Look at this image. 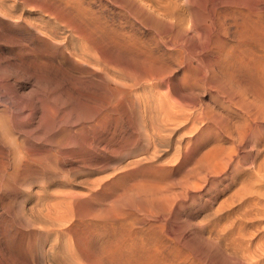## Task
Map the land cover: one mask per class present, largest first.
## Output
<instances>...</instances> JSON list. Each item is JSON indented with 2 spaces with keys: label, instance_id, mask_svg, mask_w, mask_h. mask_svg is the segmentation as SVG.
<instances>
[{
  "label": "rangeland",
  "instance_id": "rangeland-1",
  "mask_svg": "<svg viewBox=\"0 0 264 264\" xmlns=\"http://www.w3.org/2000/svg\"><path fill=\"white\" fill-rule=\"evenodd\" d=\"M30 1L0 16V264H264V0Z\"/></svg>",
  "mask_w": 264,
  "mask_h": 264
},
{
  "label": "bare ground",
  "instance_id": "bare-ground-1",
  "mask_svg": "<svg viewBox=\"0 0 264 264\" xmlns=\"http://www.w3.org/2000/svg\"><path fill=\"white\" fill-rule=\"evenodd\" d=\"M23 1H25V0H0V16H1V17H4V19H5V18H8V19H9L10 17L13 18L12 16H14V13H15V11H16V7L18 6V4H21V5H23V7H24L25 5H24L23 3L26 4V2H27V3H30V2H31L30 0H29L30 2H28V0H27L26 2H23ZM37 1H39V0H36V2H37ZM47 1H49V0H47ZM50 1H51V0H50ZM64 1H65V4H66L67 0H64ZM34 2H35V1H33V2H31V3H34ZM45 2H46V1H45ZM40 3H42V2L40 1ZM40 3L38 4L39 7H40V5H41ZM43 3H44V2H43ZM46 3L48 4V2H46ZM44 4H45V3H44ZM44 4H43V7L40 8V10L43 8V9H45V11L48 13L47 10L50 9V8H47V9L44 8V7H45ZM95 4H96V3H95ZM28 5H29V4H28ZM30 5H31V4H30ZM34 5H35V4H34ZM36 5H37V3H36ZM36 5H35V6H36ZM38 5H37L36 9H38ZM66 5H67V4H66ZM41 6H42V5H41ZM46 6H47V5H46ZM48 6H49V5H48ZM48 6H47V7H48ZM19 7H20V6H19ZM23 7H20L18 10H22ZM25 7H26V6H25ZM27 7H28V6H27ZM50 7H51V6H50ZM30 8H31V7H30ZM23 9H24V8H23ZM28 9H29V8H28ZM32 9L34 10L35 8H31V9H30V12H32V11H31ZM43 9H42V10H43ZM51 9H52V8H51ZM35 11H36V10H35ZM43 11H44V10H43ZM43 11H42V12H43ZM49 11H50V10H49ZM21 12H22V11H21ZM23 12H24V11H23ZM38 12L41 13V11H37V14H38ZM50 12H52V10H51ZM28 13H29V12H28ZM43 13H44V12H43ZM19 14H20V13H19ZM21 14H22V13H21ZM48 14H49V13H48ZM22 15H23V14H22ZM31 15H32V14H31ZM33 15H34V14H33ZM16 16H17V14H16ZM37 16H38V15H37ZM37 16H36V17H37ZM39 16H40V15H39ZM19 17H20V15H19ZM24 18H25V17H24ZM24 18H22V19H23V20H26V19H24ZM26 18H27V17H26ZM40 18H42V16H40ZM2 19H3V18H2ZM18 19H19V18H18ZM18 19H17V20H18ZM15 20H16V19H15ZM20 20H21V19H20ZM32 20H33V19H32ZM34 20H35V19H34ZM40 20H41V19H40ZM45 20H46V18H44V21H45ZM13 21H14V18H13ZM28 21H30V20L27 19V20H26V23H27ZM32 22L34 23V21H31V24H32ZM39 22H40V21H39ZM41 22H42V21H41ZM45 22H46V21H45ZM45 22H44V23H45ZM1 23H3V20H2ZM4 23L6 24V21H5ZM4 23H3V24H4ZM14 23H15V21H14ZM22 23H23V22H22ZM24 23H25V22H24ZM28 23H30V22H28ZM5 24H4V25H5ZM17 24H18V23H17ZM39 24H40V23H39ZM46 24H47V22H46ZM11 25H12V24H11ZM13 25H14V24H13ZM15 25H16V24H15ZM23 25H24V24H23ZM25 25H26V24H25ZM43 25H45V24H43ZM7 26H8V25H7ZM19 26H21V25H19ZM27 26L29 27V24H28ZM27 26H26V27H27ZM5 27H6V25H5ZM5 27H4V28H5ZM13 27H14V26H13ZM8 29H9V28H8ZM25 29H26V28H25ZM27 29H28V28H27ZM6 30H7V29H6ZM10 31H11V30H10ZM28 34H29V33H28ZM31 35H32V34H31ZM15 38H16V37H15ZM70 46H71V45H70ZM167 46H168V45H167ZM167 46H166V48H167V50H168L169 47H167ZM69 48H70V47H69ZM22 50L24 51V49H22ZM22 50H21V52H22ZM26 50H27V49H26ZM28 51H29V49H28ZM81 51H82V50H81ZM81 51H80V52H81ZM83 51H84V50H83ZM21 52H20V53H21ZM24 52H25V51H24ZM24 52H23V53H24ZM26 53H27V52H26ZM81 53H82V52H81ZM84 53H85V51H84ZM166 53H167V52H166ZM168 53H169V52H168ZM24 54H25V53H24ZM72 54H73V53H72ZM97 54H98V53H97ZM68 55H69V53H68ZM70 55H71V54H70ZM89 55H90V54H89ZM64 56H65V55H64ZM162 56H163V55H162ZM65 57H66V56H65ZM68 57H69V56H68ZM202 62H203V61H202ZM165 66H166V65H165ZM147 67H148V66H147ZM147 67H146V68H147ZM107 69H108V68H107ZM188 71H189V70H188ZM145 73H146V72H145ZM101 75H102V74H101ZM104 75H105V74H104ZM104 75H103V76H104ZM183 75H184V73H183ZM189 75H190V74H189ZM2 76H3V75H2ZM191 76H192V75H191ZM107 77H109V76H107ZM181 77H182V76H181ZM183 77H184V76H183ZM183 77H182V78H183ZM185 77H187V76L185 75ZM194 77H195V76H194ZM2 78H3V77H2ZM5 78H6V76L4 77V79H5ZM98 78H99V77H98ZM111 78H113V77H111ZM111 78H110V79H111ZM191 78H192V80L196 81L193 77H191ZM191 78H188V80L191 79ZM195 78H196V77H195ZM0 79H1V78H0ZM113 79H114V78H113ZM179 79H180V78H179ZM183 79H186V78H183ZM1 80L3 81V79H1ZM1 80H0V81H1ZM188 80H187V81H188ZM192 80H189V81L192 82ZM180 81H181V79H180ZM185 81H186V80H185ZM3 82H4V81H3ZM0 83H1V82H0ZM189 83H190V82H189ZM189 83L185 82L184 84H189ZM192 83H193V82H192ZM1 84H2V83H1ZM162 84H163V82H162ZM184 84H183V85H184ZM190 84H191V83H190ZM161 86H163V85H161ZM190 86H192V85H190ZM188 87H189V86H188ZM163 88H164V87H163ZM145 90H146V89H145ZM190 91H191V90H190ZM142 93H143V92H142ZM156 94H157V93H156ZM161 94H162V93H161ZM143 97H144V96H143ZM165 100H166V99H165ZM147 103H148V102H147ZM155 103H156V102H155ZM159 103H161V102H159ZM159 103H158V104H159ZM148 104H149V103H148ZM150 104H152V103L150 102ZM153 104H154V103H153ZM153 104H152V105H153ZM158 104H157V105H158ZM208 104H209V103H208ZM159 105H160V104H159ZM161 105H162V108L164 107L163 109L166 108L165 106H163L164 104H161ZM161 105H160L159 107H161ZM143 106H144V105H143ZM153 106H154V105H153ZM144 107H146V106H144ZM144 107H143V108H144ZM147 107H148V106H147ZM149 107H150V106H149ZM159 107H158V108H159ZM158 108H157V109H158ZM162 108H161V111H162L161 113L164 112V111L162 110ZM157 109H156V110H157ZM159 109H160V108H159ZM138 110H139V108H138ZM141 110H143V109L141 108ZM145 110H146V109H145ZM149 110H150V109H149ZM151 110H154V111L156 112V110L154 109V107H153V109L151 108ZM166 110H167V109H166ZM158 111H160V110H158ZM158 111H157V112H158ZM3 112H5V111H3ZM142 112H144V111H142ZM151 112H152V111H151ZM151 112H148V111H147V113H151ZM155 112H154V113H155ZM157 112H156V113H157ZM207 112H208L207 114H210V112H209L208 110H207ZM5 113H6V112H5ZM140 113H141V112H140ZM140 113H139V114H140ZM145 113H146V112H145ZM145 113L142 115V117L145 115ZM161 113H159V114L157 113V115L153 114V117H154V115H155V116H158V115H160ZM139 114H138V115H139ZM151 114H152V113H151ZM151 114H148V115H150V116L152 117ZM164 114H165V113H164ZM3 115H4V114H3ZM145 116H146V115H145ZM150 116H148V118H149ZM161 117H162V115H161ZM163 117H165V116H163ZM168 117H170V116H168ZM145 118H146V117H145ZM145 118H144V119H145ZM154 118H155V117H154ZM158 118H160V117H158ZM144 119H143V121H142V122H143L142 125H144V122H145ZM151 119H153V118H150V120H151ZM140 120H141V119H140ZM150 120L148 119L147 122H146V123H148L149 125H151V124H150ZM153 120H154V119H153ZM155 120L158 122L157 117H156ZM148 121H149V122H148ZM163 121H164V120H163ZM170 121H171V120H170ZM181 121H182V120H181ZM152 122H153V121H152ZM157 122H156V125H157ZM160 122H161V118H160ZM146 123H145V124H146ZM153 123H154V122H153ZM2 124H3V123H2ZM148 124H147V125H148ZM161 124H162V123H161ZM164 124H165V122H164ZM187 124H188V123H187ZM139 125H140V124H139ZM139 125H138V126H139ZM147 125H146V126H147ZM149 125H148V126H149ZM158 125H160V124H158ZM158 125H157V126H158ZM144 126H145V125H144ZM146 126H145V127H146ZM148 126H147V127H148ZM153 126H155V123H154ZM160 126H161V125H160ZM160 126H159V127H160ZM159 127H157L158 129H156V126H155V129L159 131V129L162 128V127H160V128H159ZM163 127H164V126H163ZM166 127H167V126H165V129H166ZM179 127H180V126H179ZM140 128H144V127L141 126ZM175 128L177 129L176 126H175ZM148 129L150 130L151 128L149 127ZM148 129H145V130H148ZM155 129H154V127H153L152 130H155ZM165 129H163L164 131H163L162 129H161L160 131H163V133H168V136H169V134H173V133H170V132H173V131H174V128H173V130L171 129L170 132H169V131L166 132ZM145 130H144V132H145ZM168 130H169V129H168ZM150 131H151V130H150ZM158 131H155V132H158ZM160 131L158 132V135H160V134H159ZM146 132H147V131H146ZM146 132H145V133H146ZM148 132H149V131H148ZM153 132H154V131H153ZM153 132L151 131V133H153ZM161 134H162V133H161ZM150 135H151V134H150ZM154 135H156V133H155ZM158 135H156V136H158ZM156 136H155V137H153V136H152V137H149V138H151V140H152L151 144H154V146L151 145L152 147H155L158 143H160L161 140L164 141L165 139H167V138H165V136H164V137H159V136L156 137ZM160 136H162V135H160ZM168 136H166V137H168ZM170 136H171V135H170ZM137 138H138V137H137ZM137 138H136V139H137ZM144 138H146V137H144ZM144 138H143V139H144ZM200 138H201V137H200ZM203 138H204V137H203ZM143 139H141V140L143 141ZM146 139H147V138H146ZM146 139H145V141H146ZM168 139H169V138H168ZM192 139H193V141L195 140L194 137H193ZM207 139H208V138H207ZM147 140H150V139H147ZM175 140H176V138H175ZM178 140H181L180 137H179ZM198 140H199V139H198ZM200 140H201V139H200ZM204 140H205V139H204ZM67 141H68V140H67ZM70 141H71V140H70ZM172 141H173V140H172ZM188 141H189V139H188ZM161 142H162V141H161ZM180 142H181V141H179V143H180ZM206 142H207V140H206ZM206 142H204V144H206ZM137 143H138V142H137ZM149 143H150V142H149ZM164 143H166V141H165ZM176 143H177V142H176ZM182 143H183V142H182ZM189 143H190V142H189ZM66 144H68V143H66ZM70 144H71V143H70ZM135 144H136V143H135ZM141 144H142V143H141ZM147 144H148V143H147ZM172 144H173V143H172ZM183 144H184V143H183ZM137 145H138V144H137ZM143 145H144V144H143ZM158 145H159V144H158ZM163 145H164V144H163ZM169 145H170V143H169ZM174 145H175V143H174ZM174 145H173V146H174ZM180 145H182V144H180ZM187 145H189V144H187ZM187 145H184V148H186ZM191 145H192V144H190L189 146H191ZM199 145H201V144H199ZM97 146H98V145H97ZM139 146H140V143H139ZM146 146H147V145H146ZM146 146H145L144 148H146ZM148 146H149V144H148ZM151 146H150V147H151ZM171 146H172V145H171ZM173 146H172V147H173ZM177 146H178V145H177ZM177 146L175 145V146L173 147V149H175V151L178 153V151H179L180 149L177 151V150H176ZM193 146H194V145H192L191 147H193ZM195 146H196V145H195ZM150 147H149V148H150ZM165 147H166V146H165ZM169 147H170V146H169ZM178 147H179V146H178ZM200 147H201V146H200ZM141 148H143V147H141ZM149 148H148V150H149ZM155 148H158V147H155ZM159 148H161V147H159ZM167 148H168V147H167ZM187 148H188V147H187ZM193 148H195V147H193ZM196 148H199V147L197 146ZM202 148H203V147H202ZM146 149H147V148H146ZM163 149L165 150V148H163ZM170 149H171V148H170ZM173 149H172V150H173ZM182 149H183V147H182ZM148 150H147V151H148ZM160 150H162V149H159V151H160ZM168 150H169V149H168ZM168 150H165V151H168ZM143 151H144V152H147V151H145V149H144ZM156 151H157V150H156ZM156 151H155V152H156ZM159 151H158V152H159ZM162 151H163V150H162ZM165 151H164V152H165ZM192 151H193V150H192ZM192 151H191V153H192ZM194 151H195L194 154H196V153H197L196 150H194ZM198 151H199V150H198ZM138 152H139V151H138ZM144 152H143V153H144ZM151 152H153V151L151 150ZM173 152H174V151H172V153H173ZM179 152H180V151H179ZM206 152H207V151H206ZM206 152H205V153H206ZM140 153H141V152H140ZM143 153H142V154H143ZM147 153H148V152H147ZM156 153H157V152H156ZM159 153L162 154V152H159ZM159 153H158V154H159ZM165 153H167V152H165ZM177 153H176V155H177ZM184 153H185V152H184ZM184 153H183V154H184ZM191 153H190V155H191ZM205 153H204V156H206ZM209 153H210V151H209ZM149 154H151L152 156L154 155L153 153H150V152H149ZM149 154H148V155H149ZM158 154H157V155H158ZM161 154H160V155H161ZM170 154H171V153H170ZM174 154H175V153H174ZM178 154H179V153H178ZM180 154H182V153L180 152ZM180 154H179V155H180ZM206 154H207V153H206ZM140 155H141V154H140ZM145 155H146V154H145ZM148 155H147V156H148ZM151 155H150V156H151ZM157 155H156V156H157ZM162 155H163V154H162ZM162 155H161V156H162ZM165 155H166V154H165ZM168 155H169V153H168ZM172 155H173V154H171V157H172ZM176 155H175V156H176ZM179 155L177 156L178 158H179ZM188 155H189V154H188ZM188 155H187V156H188ZM196 155H198V153H197ZM141 156H142V155H141ZM150 156H149V157H150ZM154 156H155V155H154ZM175 156H174V157H175ZM182 156H183V159H184V158H185V159L187 158V157H185L186 155H185V156L182 155ZM191 156H192V155H191ZM193 156H194V155H193ZM204 156H203V157H204ZM143 157H145V156H142L140 159H142V160L144 161ZM149 157H148V158H149ZM158 157H159V156H158ZM158 157H157V158H158ZM174 157H172V158H174ZM177 157H176V159H177ZM189 157H190V156H188V159H189ZM194 157H195V156H194ZM148 158H147V159H148ZM154 158H156V157H154ZM154 158H152V159H154ZM157 158H156V159H157ZM161 158H162V157H161ZM191 158H193V157H191ZM138 159H139V157H138ZM138 159H136V160L138 161ZM164 159H165V158H164ZM167 159H168V160H167ZM183 159H182L181 162H184ZM149 160H150V158H149ZM179 160H180V158H179ZM190 160H191V159H189V161H190ZM193 160H194V159H193ZM139 161H140V160H139ZM139 161H138V162H139ZM156 161H157V160H156ZM158 161H159V160H158ZM176 161H178V160H175V162H176ZM187 161H188V160H187ZM194 161H195V160H194ZM133 162H134V161H133ZM135 162H136V161H135ZM146 162H147V161H146ZM149 162H150V161H148V163H149ZM162 162H163V164H165V165H166L167 162L170 163V164L172 165V163L169 162V157L166 158V161L163 160ZM162 162H161V163H162ZM164 162H165V163H164ZM185 162H186V161H185ZM144 163H145V162H144ZM151 163H152V162H151ZM161 163H160V164H161ZM168 163H167V164H168ZM178 163H180V162H178ZM192 163H193V161H192ZM136 164H137V162H136ZM142 164H143V163H142ZM155 164H156V162H155ZM155 164L153 163L152 166H154ZM160 164H159L158 166H160ZM170 164H169V165H170ZM176 164H177V163H176ZM180 164H181V163H180ZM180 164H179V165H180ZM186 164H187V162H186ZM130 165L132 166L131 161H130ZM130 165H129V166H130ZM133 165H135V163H134ZM150 165H151V164H148V165L146 164V165H144V167H145V166H148V167H149ZM161 165H162V164H161ZM169 165H168V166H169ZM135 166H136V165H135ZM135 166H132V167L135 168ZM139 166H140V165H139ZM184 166H185V163H184ZM144 167H143V168H144ZM148 167H147V168L145 167L146 169H144V170H142V171H143V172H144L145 170H146V171H147V170H148V171H149V170L151 171V169H149L151 166H150L149 168H148ZM156 167H157V166H156ZM174 167H175V166H174ZM177 167H179V166L177 165ZM185 167H186V166H185ZM134 168H132V169H134ZM180 168H181V167H180ZM130 169H131V167H130ZM136 169H137V168H135L134 170H136ZM139 169H141V168L139 167ZM153 169H154V168H153ZM167 169H168V168H167ZM167 169H166V170H167ZM178 170H179V169H178ZM136 171H137V170H136ZM122 172H123V174H124V171H122ZM127 172H129V171H127ZM127 172H126V173H127ZM131 172H133V171H130V173H131ZM140 172H141V171H140ZM151 172H154V171L152 170ZM155 172H157V170H156ZM155 172H154V173H155ZM168 172H169V171H168ZM168 172H166V173H168ZM198 172H199V171H198ZM126 173H125V174H126ZM152 174H153V173H152ZM161 174L163 175V173H161ZM168 174H169V173H168ZM127 175H128V174H127ZM131 175H132V174H131ZM159 175H160V174H159ZM116 176H117V175H116ZM119 176H120V174H119ZM129 176H130V175H129ZM132 176H133V175H132ZM155 176H156V175H155ZM155 176H153L152 179H153ZM165 176H166V175H165ZM165 176H164V179L167 181L168 179H167ZM136 177H137V176H136ZM136 177L134 178V180L136 179ZM115 178H116V177H114V179H115ZM128 178H129V177H128ZM139 178H140V177H139ZM146 178H147V177H146ZM149 178H150V177H149ZM149 178H148V179H149ZM159 178H160V177H159ZM162 178H163V177H162ZM1 179H2V178H1ZM140 179H141V178H140ZM140 179H139V180H140ZM143 179H144V177H143ZM187 179H188V178H187ZM115 180H116V179H115ZM121 180H122V179H121ZM121 180L119 179V182H120ZM126 180H128V181L131 180V181H132V179H130V178H129V179H126ZM137 180H138V179H137ZM139 180H138V181H139ZM149 180H151V178H150ZM155 180H158L157 177H155ZM155 180H154V181L151 180L150 182L153 181L152 183L155 184ZM159 180H162V179H159ZM165 180H164V181H165ZM209 180H210V179H209ZM117 181H118V180H117ZM117 181L114 183L116 186H117V184H116ZM123 181H124V183L126 182L125 180H123ZM138 181H135V185H136V182H137L136 187H139V184H138V183H140V182H138ZM145 181H146V179H145ZM162 181H163V180H162ZM164 181H163V182H164ZM166 181H165V182H166ZM188 181L190 182V180H187V182H188ZM191 181H193V180H191ZM158 182H159V181H158ZM163 182H162V183H163ZM168 182H169V181H168ZM108 183H110V182H108ZM124 183L122 182L121 184H124ZM141 183H142V181H141ZM145 183H146V182L143 181L142 184H145ZM147 183H149V181H147ZM152 183H150V184H152ZM162 183L159 182V184H162ZM182 183H183V182H182ZM190 183H191V182H190ZM192 183H194V181H193ZM192 183H191V184H192ZM104 184H105V183H104ZM111 184H112V182H111ZM125 184H126V183H125ZM132 184H134V181H132ZM132 184H130V185L132 186ZM142 184H141V185H142ZM156 184H157V182H156ZM156 184L153 185V186L156 187V186H157ZM159 184H158V186H159ZM168 184H169V183H168ZM173 184H174V183H173ZM194 184H195V183H194ZM44 185H45V184H44ZM100 185H101V184H100ZM115 185H114V186H115ZM130 185H129V187H130ZM135 185L132 186V188L130 187V189H132L133 192H134V190L136 189ZM141 185H140V186H141ZM148 185H149V184H148ZM162 185H163V184H162ZM162 185H161V186H162ZM174 185H175V184H174ZM195 185H197V184H195ZM195 185H194V186H195ZM103 186H104V185H103ZM107 186H108V184H107ZM110 186H111L112 189H113L114 186H112V185H110ZM121 186H122V185H121ZM149 186H150V185H149ZM149 186H148V188H150ZM151 186H152V185H151ZM101 187H102V186H101ZM108 187H109V186H108ZM108 187H107V188H108ZM111 187H110V188H111ZM124 187H125V190H127V188H128L127 185H126V186L124 185ZM126 187H127V188H126ZM133 187H135V189H133ZM162 187H163V186H162ZM162 187H161V188H162ZM105 188H106V187H104V189H105ZM144 188H146V187H144ZM158 188H159V187H158ZM102 189H103V188H102ZM114 189H115V188H114ZM116 189H117V188H116ZM122 189L124 190L123 187H122ZM137 189H138V188H137ZM152 189H153V187H152ZM95 190H96V189H95ZM95 190H94V192H95ZM125 190H124V191H125ZM138 190L141 191V192H144V191H145V190L142 189V188H139ZM173 190H174V189H173ZM98 191H99V190H98ZM106 191H107V190H106ZM111 191H112V190H111ZM113 191H114V190H113ZM115 191H119V190H115ZM136 191H137V190H136ZM121 192H122V191H121ZM127 192H128V190H127ZM127 192H126V194H127ZM97 193H98V192H97ZM101 193H103V191H102ZM101 193H100V194H101ZM106 193H108V192H106ZM129 193H130V192H129ZM129 193H128V195H129ZM144 193H145V192H144ZM62 194H63V193H62ZM65 194H66V193H65ZM103 194H104V193H103ZM103 194H102V195H103ZM109 194H110V192H109ZM109 194H108V195H109ZM116 194H118V192H116ZM116 194H115V195H116ZM68 195H69V194H68ZM68 195H67V196H68ZM108 195H105V196L107 197ZM112 195H113V194H112ZM119 195H120V194H119ZM128 195H125V196L129 198L130 196H128ZM132 195H133V194H132ZM138 195H139V194H138ZM62 196H63V195H61V197H60V196H59V197L62 198V199L64 200V198H66V196H65L64 198H63ZM103 196H104V195H103ZM103 196H102V197H103ZM105 196L103 197V199L105 198ZM117 196H118V195H117ZM134 196H136V195L134 194ZM134 196H132V197H134ZM89 197H90V196H89ZM102 197H100V198H102ZM109 197H110V196H109ZM114 197H115V196H114ZM141 197H142V196H140V198H141ZM143 197H145V196L143 195ZM60 198H59V199H60ZM112 198H113V197H112ZM128 198H125V200H126V199L128 200ZM145 198H146V197H145ZM59 199H57V200H59ZM62 199H60V200H61L60 202H62ZM105 199H106V198H105ZM107 199H108V197H107ZM109 199H110V198H109ZM57 200H56V201H57ZM87 200H88V199H87ZM93 200H94V199H93ZM114 200H115V198H114ZM133 200H134V199H133ZM139 200H140V199H139ZM44 201H47V200L44 199ZM64 201H66V200H64ZM67 201L69 202V200H67ZM67 201H66V202H67ZM96 201H97V200H96ZM101 201H103V200L101 199ZM108 201L110 202V200H108ZM122 201H124V200H122ZM135 201H136V199H135ZM135 201H131V202H135ZM141 201H142V199H141ZM42 202H43V201H42ZM48 202H49V199H48ZM50 202H52V199H51ZM50 202H49V203H50ZM54 202H55V201H54ZM66 202H65V203L63 202L64 205L68 203V202H67V203H66ZM103 202H104V201H103ZM103 202H102V203H103ZM109 202H108V203H109ZM111 202H112V201H111ZM136 202H137V201H136ZM143 202L145 203V199H144ZM44 203H45V202H44ZM44 203H42V204H44ZM52 203H53V202H52ZM52 203H51V204H52ZM56 203H59V201L56 202ZM56 203H53V204H54V206L56 207L55 209L57 210L60 206L57 208ZM116 203H117V202H116ZM45 204H46V203H45ZM47 204H48V203H47ZM93 204H94V203H93ZM98 204H99V202L97 203V205H98ZM137 204H139V202H138ZM137 204H136V206H137ZM153 204H154V203H153ZM48 205H49V206H52V205H50V204H48ZM59 205H60V204H59ZM61 205H62V204H61ZM64 205H63V206H64ZM100 205H101V204H100ZM110 205H111V204H110ZM154 205H155V204H154ZM45 206H46V205H45ZM88 206H89V205H88ZM94 206H95V205H94ZM105 206H107V202H106ZM105 206H103V210H105V209H104ZM136 206H135V209H134V210L137 211V208H138V207L136 208ZM46 207H47V206H46ZM89 207H90V206H89ZM89 207H88V208H89ZM96 207H97V206H96ZM96 207H95V208H96ZM99 207H100V206H99ZM120 207H121V206H120ZM133 207H134V206H133ZM142 207H143V206H142ZM154 207H155V206H154ZM163 207H164V206H163ZM35 208H36V207H35ZM40 208H41V207H40ZM40 208H39V209H40ZM44 208H45V207H44ZM52 208H54V207H52ZM101 208H102V207H101ZM109 208H110V207H109ZM145 208H146V207H145ZM39 209H38V210H39ZM55 209H54V210H55ZM97 209H98V208H96V210L92 209V211H93V210H94V211H97ZM106 209H107V208H106ZM125 209H126V208H125ZM41 210H42V209H41ZM49 210H50V208H49ZM49 210H48V213H49ZM90 210H91V209H90ZM90 210H89L88 212H90ZM115 210H116V209H115ZM126 210H127V209H126ZM129 210H131V209H129ZM150 210H151V209H150ZM150 210H149V211H150ZM44 211L46 212L45 209H44ZM44 211H43V212H44ZM51 211H53V209H52ZM58 211H60V209H59ZM58 211H57V212H58ZM99 211H100V209H99ZM107 211H108V209H107ZM107 211H106V212H107ZM162 211H163V210H162ZM38 212H39V211H38ZM53 212H54V211H53ZM129 212H131V211H129ZM132 212H133V211H132ZM144 212H146V211H144ZM144 212H143V213H144ZM150 212H151V211H150ZM40 213H42V212H40ZM48 213H47V214H48ZM50 213H51V212H50ZM50 213H49V214H50ZM55 213H56V212H55ZM55 213H54V217H55V215H57V214H55ZM120 213H121V212H120ZM134 213H136V212H134ZM147 213H148V210H147ZM147 213H146V214H147ZM152 213H153V212H152ZM152 213H151V214H152ZM45 214H46V213H45ZM45 214H44V215H45ZM49 214H48V215H45V216L47 217V216H49ZM58 214H59V212H58ZM90 214H91V213H90ZM113 214H114V212H113ZM132 214H133V213H132ZM29 215H30V214H29ZM42 215H43V213H42ZM42 215H40V216L43 217L44 215H43V216H42ZM52 215H53V214H52ZM61 215H62V214H61ZM119 215H120V214H119ZM123 215H124V214H123ZM123 215H122V216H123ZM133 215H134V214H133ZM139 215H140V214H139ZM147 215H149V213H148ZM147 215H146V217H148ZM50 216H51V215H50ZM109 216H110V215H109ZM114 216H115V215H114ZM117 216H118V215H117ZM137 216H138V214H137ZM153 216H154V214H153ZM38 217H39V216H38ZM46 217H45V218H46ZM104 217H105V215H104ZM143 217H145V215H144ZM146 217H145V219H146ZM157 217H158V216H157ZM49 218H50V217H49ZM56 218H57V217H56ZM128 218H130V217H128ZM131 218H132V217H131ZM131 218H130V219H131ZM135 218H136V217H134V219H135ZM137 218H138V217H137ZM137 218H136L135 220H137ZM141 218H142V217H141ZM38 219H40V218H38ZM47 219H48V218H47ZM139 219H140V218H139ZM58 220H59V219H58ZM58 220H57V221H58ZM118 220H121V219H118ZM123 220H124V219H123ZM131 220H133V218H132ZM140 220L142 221V219H140ZM55 221H56V220H55ZM41 222H42V221H41V219H40V222H39V223H41ZM113 222H114V221H113ZM121 222H123V221H121ZM148 222H149V221H148ZM58 223H59V221H58ZM60 223H62V222H60ZM125 223H126V222H125ZM37 224H38V223H37ZM110 224H111V223H110ZM121 224H122V223H121ZM57 225H58V224H57ZM110 226H111V225H110ZM111 228H114V227H111ZM110 234H111V233H110ZM44 240H45V239H44ZM46 241H47V240H46ZM42 243H43V242H42ZM101 249H102V248H101ZM95 254H96V253H95ZM83 264H84V263H83Z\"/></svg>",
  "mask_w": 264,
  "mask_h": 264
}]
</instances>
